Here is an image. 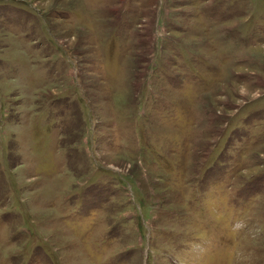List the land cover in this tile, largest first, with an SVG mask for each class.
Listing matches in <instances>:
<instances>
[{
    "label": "rangeland",
    "instance_id": "374dc122",
    "mask_svg": "<svg viewBox=\"0 0 264 264\" xmlns=\"http://www.w3.org/2000/svg\"><path fill=\"white\" fill-rule=\"evenodd\" d=\"M0 264H264V0H0Z\"/></svg>",
    "mask_w": 264,
    "mask_h": 264
}]
</instances>
